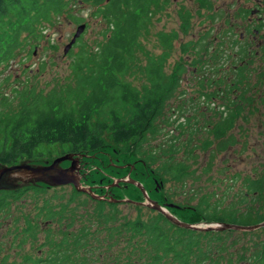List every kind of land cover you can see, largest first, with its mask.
Wrapping results in <instances>:
<instances>
[{"label":"trees","instance_id":"trees-1","mask_svg":"<svg viewBox=\"0 0 264 264\" xmlns=\"http://www.w3.org/2000/svg\"><path fill=\"white\" fill-rule=\"evenodd\" d=\"M159 2L160 0H0V69L9 68L10 63L27 49L29 56L33 55L36 49L33 42H40L42 33L55 25L58 18L67 17L76 25H81L83 20L69 12L72 4H90L96 9L94 15L102 17L108 24V29L103 33L104 43L98 44L94 51L82 43V35L66 55L73 59L67 84L54 87L48 93L44 89L37 90L36 86H15L11 95L0 93V167L41 160L49 150L52 155V150L57 147L61 148L62 154L75 156L95 154L115 147L120 154L142 162L143 167L151 169L153 176L156 175L161 180L164 175L182 184L191 179L194 175L191 165L187 159H179L178 152L183 149L180 144L171 143L170 154L166 157L163 153L161 158L156 151L146 148L151 137L162 132L159 131L158 121L164 116L167 103L175 97L185 70L179 64L173 73L167 74L164 70L166 53L158 58L150 57L144 67L137 65L135 54L142 50L139 39L145 18L151 12V7ZM182 18L187 29L190 16L186 13L182 14ZM175 38L176 35L160 34L161 43L167 49L172 47ZM190 45L191 50L187 47L184 51L187 53L195 49L197 56H201L200 51L204 48L202 50L197 44ZM75 47H80L76 54ZM245 47L241 44L237 53L241 61L248 55ZM44 67L43 65L42 68ZM137 67H140L145 76V84L141 88L123 81V77ZM236 73L230 91H235L245 79L240 68ZM6 81L9 82L8 78ZM226 106H229V110L231 106L233 109L223 122H218L210 131L217 142L214 152L217 154L227 151L235 143L236 140L227 138V135L233 129L235 118L242 113L239 102H226ZM204 146L212 147V144L207 142ZM194 152L188 149V156H193ZM212 157L213 160L215 155ZM239 178V175L237 178L233 176L232 180L236 182ZM161 182L165 184L163 180ZM246 185L252 195L258 197L254 206L249 205L242 212L236 203L222 208V202L217 201L212 206L210 200L217 197V194H211L210 197L204 196L199 205H188L187 209L192 211L194 218L187 223L246 227L263 223L264 175L247 179ZM45 190L41 184L24 190H0V213L29 191L40 194ZM85 195L73 188L71 200L75 202L77 197ZM246 197L247 195L244 196ZM194 199L195 196L191 200ZM95 204L94 221L99 225L110 224L107 236L112 239L116 237V245L123 238V256L126 255L123 261L131 264H264V240L253 241V236L262 238L258 236L260 233L264 235V228L253 232L187 229L174 224L157 211H153L147 218L127 219L116 226L122 203L95 200ZM39 210L41 219L44 217V220L51 222L55 219L69 220L72 212L64 204L52 206L48 203ZM70 219L66 228L74 225L75 216ZM69 228L65 229L58 243L48 234V250L35 259L29 258L27 264H75L78 259H96L97 255L93 254H96L97 249L89 248V236L92 234L89 227H81L77 234L68 232ZM28 230L30 232L32 228ZM249 236L253 240L250 238L246 243L253 241L252 248L243 244ZM237 246L242 249L236 250ZM81 252L87 255H82Z\"/></svg>","mask_w":264,"mask_h":264},{"label":"rangeland","instance_id":"rangeland-1","mask_svg":"<svg viewBox=\"0 0 264 264\" xmlns=\"http://www.w3.org/2000/svg\"><path fill=\"white\" fill-rule=\"evenodd\" d=\"M207 2L209 9L202 4V0H160L157 5L151 7V12L145 18L139 39L142 50L135 54L137 65L140 67L147 65L150 57L158 58L165 53L167 57L164 60V70L167 74L173 73L179 64L185 67L180 78V87L175 97L167 103L164 116L158 121L159 131L162 132L154 138L151 137L146 148L156 151L161 158L163 153L166 157L170 154L171 143L180 144L183 149L178 152L179 159H187L191 165L194 171L191 179L182 184L164 175L163 185L159 177L153 176L151 169L143 167L142 162L135 160L134 157L120 154L115 147L83 155L80 161L81 182L83 186L92 189V194L85 193V196L77 197L75 202H72L71 186L43 187L46 188L45 192L36 194L29 191L22 199L11 202L10 207L0 213V264H27L29 258L35 259L44 255L48 250L47 235H52L54 242L58 243L65 229L69 228V226L66 228V225L71 222V216H75V222L68 232L77 234L81 227L84 229L88 226L92 231L89 236V248L97 249L96 254H93L97 255L96 259L87 261L78 259L75 264H131L123 261L126 256H123L125 250L123 238H120V244L116 245L114 243L116 237L112 239L107 236L110 224L106 226V223L97 224L94 212L95 200L121 201L119 207L121 214L115 222L116 226L123 224L127 219L147 218L153 214L156 210L144 205L147 204L145 194L130 184L131 180L141 183L152 201L157 202L169 214L184 223L194 218L192 211L187 209L188 205L190 203L192 206L199 205L204 196L210 197L211 194H217L214 199L210 198L212 206H215L217 201L222 202V208L236 203L242 212L249 205L257 204L258 197L248 190L246 181L264 175L263 55L251 57L252 64L249 73L247 72L248 76L235 91H230V82L236 78L237 67L241 62V58L236 54L241 46L238 38L242 32H235L236 20L242 9L255 8L256 2L255 0H207ZM69 12L81 18L83 20L81 24L87 25L82 43L89 50L94 51L98 44L104 43L103 33L108 29V24L102 17L94 15L96 9L93 6L86 3L72 4ZM181 12L190 16L187 29L180 18ZM77 28L78 25L67 17L58 18L55 25L42 33L43 38L40 42L37 40L33 42L36 45L33 55L29 56L27 49L10 63L9 68L0 69L2 83L0 93L11 95L15 86L18 88L36 86L37 90L44 89V92L48 93L54 87L67 84L73 59L64 55V49L71 42ZM163 33L176 35L169 49L161 43L160 34ZM234 41L236 42L233 44ZM196 42L197 47H201L202 50L204 48L200 51L201 56H197L195 49L187 53L184 51L187 47L191 50L190 44ZM226 43L232 44L230 50L227 49ZM79 48H74L75 54ZM211 53L216 54L213 56L217 60L208 62V66L200 62L195 63L201 57H211ZM140 67L135 71L130 70L128 75L123 77V81L141 88L145 84V76ZM7 78L9 82L6 81ZM231 101L239 102L242 108L241 115L235 118L233 129L228 131L227 135V138H234L236 141L227 151L217 154L214 153L217 142L210 131L218 122H223L231 112L233 107L231 106L229 110V106H225L226 102ZM207 142H211L212 147H205L204 144ZM188 149L195 151L193 156H188ZM52 151V155L49 150L43 159L26 164L45 166L65 155L61 153L60 147ZM213 155L215 157L212 160ZM61 166L69 168L71 162H64ZM206 170H209V173H206ZM237 175L241 178L233 182V176L237 178ZM119 180L129 181L110 188ZM8 184L17 186L21 182L10 179ZM25 188L33 187L24 186L16 189ZM193 196L195 199L191 200ZM47 203L52 206L66 205L72 211L69 220L55 219L51 222L44 220V217L41 219L39 209ZM193 225L202 228L217 227V224L203 222ZM30 227L32 231L29 232ZM253 237H247L243 244L252 248L253 241L264 240L262 233L258 236L262 237L261 239ZM250 238L253 241L246 243ZM241 249L240 246L236 247V250Z\"/></svg>","mask_w":264,"mask_h":264},{"label":"water","instance_id":"water-1","mask_svg":"<svg viewBox=\"0 0 264 264\" xmlns=\"http://www.w3.org/2000/svg\"><path fill=\"white\" fill-rule=\"evenodd\" d=\"M87 29L86 24H81L78 26L76 33L74 34L71 42L65 47L64 55H68L72 50L74 45L77 43L78 39L84 34ZM80 161L81 156H75L74 154H65L62 157L57 158L53 161L52 164L40 166V165H31V164H20L12 167H0V190L8 188V183L6 179H12L13 181H20V186L25 185H37V184H45L50 187H62L72 185L78 192L80 193H90L92 194V189L83 186L80 177ZM64 162H71V166L69 168H62V164ZM129 181V180H126ZM125 180H119L117 184L110 186V188L118 187L120 183L126 182ZM130 184L139 188L146 196V201L149 207H153L154 210L164 214L167 216L169 220H171L174 224L194 230H238V231H255L261 228H264V222L255 226H236L231 224H217V227L209 226L208 228L198 227L196 225L187 224L178 220L175 216L169 214L161 205L157 202L152 201L146 194L144 186L135 181H129ZM16 186H12L10 188H15ZM94 196V195H92ZM97 197V196H96ZM95 198V196H94ZM100 199V197H97ZM114 203H120L119 200H111ZM152 205H151V204Z\"/></svg>","mask_w":264,"mask_h":264},{"label":"flooded vegetation","instance_id":"flooded-vegetation-1","mask_svg":"<svg viewBox=\"0 0 264 264\" xmlns=\"http://www.w3.org/2000/svg\"><path fill=\"white\" fill-rule=\"evenodd\" d=\"M255 2H256L255 8L250 9L247 7L241 10V14L239 15V18L236 20V24L234 27L235 32H239V31L242 32L239 35L240 44H245L246 46L245 48L247 49V53H248L246 59L242 60L240 62V65L237 67V71L240 68L244 72L245 79H246V76H248L247 75L249 73L248 70L250 69L251 64H252L251 57H254V56L261 57L262 55L264 56V16H262L263 8H264V0H255ZM202 4H204V6L209 9V5H208L209 3L207 2V0L206 1L202 0ZM182 14H186V13L181 12V15H180L181 16L180 18L184 25ZM195 44H197V42ZM225 45L228 50L232 48V44L230 43H226ZM211 54H212L211 57H206V56L201 57L199 61L197 62L203 63L204 66L205 65L208 66L209 65L208 62L211 63L212 60H217L213 57V55H216V54L215 53L214 54L211 53ZM223 69L224 68H222V70ZM220 70L221 68L219 69V71ZM195 72L197 71L195 70ZM230 85H232L231 82H230ZM214 98L215 97H212V99ZM245 99L248 100V98L246 97ZM225 106H226V103H225ZM9 180L10 179H6V182L8 183ZM37 185H40V184H37ZM44 185L45 184H41L42 187L53 188L48 185H45V186ZM7 186L8 188H10L15 185L8 184ZM25 186L35 187L36 185L31 184V185H25ZM69 186H71V188H74L72 185H69ZM22 187L24 186H20L19 184H17L15 188H22ZM64 263L69 264L67 262H64ZM42 264H44V262Z\"/></svg>","mask_w":264,"mask_h":264}]
</instances>
